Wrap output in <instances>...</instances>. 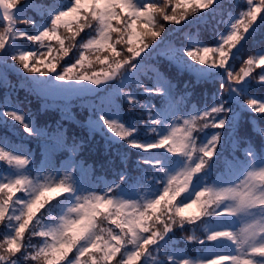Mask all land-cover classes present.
Listing matches in <instances>:
<instances>
[{
    "label": "snow or ice",
    "instance_id": "6c2138e0",
    "mask_svg": "<svg viewBox=\"0 0 264 264\" xmlns=\"http://www.w3.org/2000/svg\"><path fill=\"white\" fill-rule=\"evenodd\" d=\"M231 6L213 47L164 34L221 0H0V264H264V0ZM72 124L153 154L136 198L89 187Z\"/></svg>",
    "mask_w": 264,
    "mask_h": 264
},
{
    "label": "trees",
    "instance_id": "16d2710c",
    "mask_svg": "<svg viewBox=\"0 0 264 264\" xmlns=\"http://www.w3.org/2000/svg\"><path fill=\"white\" fill-rule=\"evenodd\" d=\"M224 4V9L217 15L216 20H212V16L215 15L214 12H206L201 14L198 17H194L187 22H185L181 26H169L166 29L164 34V40H170L177 45L187 44L192 40H202L203 42H211L208 46H215L216 39L218 38L217 33L227 34L226 28L227 25L217 23V20H227L231 15H236L238 10L234 9L232 5V0H221ZM31 15V13H30ZM207 21V23H203ZM215 26V31H211L212 26ZM22 27V26H21ZM2 27H0V31H2ZM48 43V42H46ZM53 46H55V42H52ZM22 46L31 47V42H22ZM55 55V52L53 53ZM246 58V57H245ZM237 71L239 70L240 65L237 64ZM255 71H259V69H255ZM10 83L13 85H18L19 81L16 80L15 76L10 77ZM180 88L183 87L182 84L179 85ZM9 91L3 87H0V100L3 99L5 92ZM201 91L200 87H197L194 93V101L193 103H197V107H200L201 102ZM18 95L20 99H24V92L19 91ZM13 100L16 98V94L12 95ZM211 99L209 95V100ZM30 101V105L26 104L24 107H29L33 112L41 109L42 101L37 100L33 97H28ZM191 107V105L189 106ZM48 112L52 113V118L59 119L62 113L58 109H48ZM74 114V119L79 120L83 115V110L81 107L77 106L72 109ZM254 116L259 114H253ZM125 116H129V114L125 113ZM121 123H124V126L128 129H131L135 124L137 126V132L132 134L134 139L147 143L152 140L154 137L152 134L146 132V128L143 124H138L136 119L134 118V114L129 117L127 120H121ZM67 123V122H66ZM254 124L257 127H264V125L259 124L258 121L249 122ZM19 128V126L17 125ZM71 127L74 129L75 134L79 136H83L85 140V148L81 153H78L80 158L86 161L87 164H92L95 172L92 179L91 185L89 187H95L97 191L103 190L104 187L108 186L112 183H120L121 184V194H128L131 198H136L134 190L130 189V185L135 182V178L139 176L142 172L144 176H147L152 169L147 165H141L142 160L146 159H154L152 153L144 152L139 149H135L130 147L129 144L125 143L123 140L119 138L107 139L106 137L111 135L107 131L103 134L100 132H95L91 135L89 139V134L87 131L81 132V130L75 125L72 124ZM244 131L246 133L251 134L248 126H245ZM22 133V129H20ZM20 136L17 135L13 142H19ZM28 145L25 144V148ZM163 161L165 166H167L168 155L164 154ZM7 164L6 162L0 161V177L7 175ZM124 173L126 176V182L120 181V175ZM35 175V174H33ZM84 179L87 181L88 176L86 173L83 174ZM96 177H102L100 181L96 180ZM53 179L55 177H52ZM43 182V180H41ZM151 183L149 182L148 187H151ZM202 229L197 230L196 234L201 235ZM199 246H193L189 250L190 256L198 255L197 248Z\"/></svg>",
    "mask_w": 264,
    "mask_h": 264
}]
</instances>
